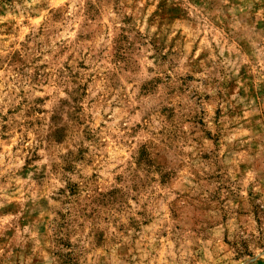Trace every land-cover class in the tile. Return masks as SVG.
Masks as SVG:
<instances>
[{
	"label": "rangeland",
	"instance_id": "1",
	"mask_svg": "<svg viewBox=\"0 0 264 264\" xmlns=\"http://www.w3.org/2000/svg\"><path fill=\"white\" fill-rule=\"evenodd\" d=\"M0 264H264V0H0Z\"/></svg>",
	"mask_w": 264,
	"mask_h": 264
}]
</instances>
